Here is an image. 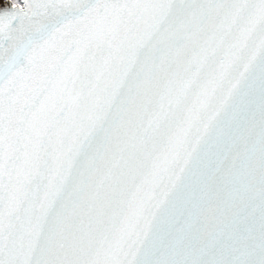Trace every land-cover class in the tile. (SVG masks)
<instances>
[{
    "label": "snow or ice",
    "instance_id": "snow-or-ice-1",
    "mask_svg": "<svg viewBox=\"0 0 264 264\" xmlns=\"http://www.w3.org/2000/svg\"><path fill=\"white\" fill-rule=\"evenodd\" d=\"M0 264H264V0H0Z\"/></svg>",
    "mask_w": 264,
    "mask_h": 264
}]
</instances>
